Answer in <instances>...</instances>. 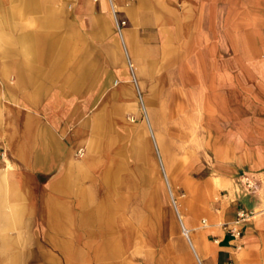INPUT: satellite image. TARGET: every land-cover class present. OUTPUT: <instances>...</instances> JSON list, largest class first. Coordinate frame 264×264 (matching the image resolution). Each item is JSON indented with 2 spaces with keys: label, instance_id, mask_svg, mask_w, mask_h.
<instances>
[{
  "label": "crops",
  "instance_id": "obj_1",
  "mask_svg": "<svg viewBox=\"0 0 264 264\" xmlns=\"http://www.w3.org/2000/svg\"><path fill=\"white\" fill-rule=\"evenodd\" d=\"M0 75L13 77L5 88L12 119L0 137V264H36L17 258L10 236L35 234L43 216L60 235L112 226L121 173L132 188L134 172L147 183L143 173L159 169L144 116L175 90L189 91V107L206 114L235 109L228 121L236 125L245 121V92L252 94L254 130L221 132L215 153L205 118L206 155L220 166L185 181V218L202 264H264V184L244 193L238 183L242 173L264 180V0H0ZM215 77L235 97L213 104ZM246 138L257 141L247 150ZM191 150L164 147L162 164L194 170L181 159ZM101 250L116 256L119 241Z\"/></svg>",
  "mask_w": 264,
  "mask_h": 264
},
{
  "label": "rangeland",
  "instance_id": "obj_2",
  "mask_svg": "<svg viewBox=\"0 0 264 264\" xmlns=\"http://www.w3.org/2000/svg\"><path fill=\"white\" fill-rule=\"evenodd\" d=\"M12 78V76L0 75V137L5 132L3 125L12 119L6 118L7 111L11 107V101L5 92L6 86H12ZM218 79L215 77L214 81L216 80L222 89L218 87L212 92L213 104L220 103L222 96L224 99H229L231 96L235 97V92L229 90L231 86L228 83L220 82ZM222 83L226 86L222 87ZM251 97V93L245 92V121L243 124L236 125L228 121V118L235 116L233 113L235 109L215 107L212 109V114H206V110L201 107H189V101L192 98L189 91L175 90L166 93L165 107L148 108L147 115L144 116L153 149V158L156 160L159 169L143 173L148 176L147 183L141 181V173L134 172L132 188L126 186L128 182L125 181V173H121L122 184L117 192L123 201L121 200L122 203L111 204L112 209H115L117 214L112 226L102 228L100 225L98 230L100 233L93 236L83 235L81 233L83 229L78 226L69 235H60L56 234L55 229L47 227L43 216L37 221L38 227L35 234L10 236V238L14 237L13 239H15L10 241L20 245V251L15 252L17 258L25 261L34 260L36 264H43L49 260H53V264H79L80 261H82L81 264H202L192 248L186 225L185 214L188 206L185 204L187 199L185 181H188L190 177L203 178L207 174L204 171L205 165H212L213 168L220 166L216 162L218 157L206 155L205 147L210 144V142L208 143L210 140H206L205 118L213 121L209 127L212 128L213 139L211 142L215 153L220 148L221 141L217 139V136L221 132H236L238 130L244 131L245 135L248 136V133L254 130L252 115L255 108L248 107L249 104H252ZM260 110L264 115V108ZM206 115H210V117L208 118ZM162 134L165 135V144L161 139ZM253 142L257 141L245 139L246 150L252 146ZM261 142H264V139ZM174 145L192 149L191 151L196 153L195 156L186 155L181 158L182 161H185L184 167H193L194 170L169 171L167 166L162 164V149L164 147L173 149ZM115 146H120V143ZM79 149H82V155L77 156L76 152L75 158L77 159H81L85 155V149ZM0 152H4L1 147ZM195 159L197 161L196 166L194 164ZM238 183L244 193H255L262 188L264 180L255 174L242 173ZM105 194L106 188L97 189L98 199L103 198ZM126 195L128 201L125 203L124 197ZM118 199L119 196L112 197L114 202ZM202 204L201 200L192 206L201 207ZM39 207L40 204H38V209ZM73 209L74 211L78 210L77 207ZM38 215L40 214L38 213ZM143 217L148 224L142 221ZM126 220L131 222L134 228V235L128 238ZM183 228L187 229L188 232L185 233ZM114 239L119 241V254L112 257L100 255L104 241ZM66 242L68 243V251L62 249L61 246ZM28 248H36V250L35 252L27 251ZM78 250L80 251L78 252Z\"/></svg>",
  "mask_w": 264,
  "mask_h": 264
},
{
  "label": "built area",
  "instance_id": "obj_3",
  "mask_svg": "<svg viewBox=\"0 0 264 264\" xmlns=\"http://www.w3.org/2000/svg\"><path fill=\"white\" fill-rule=\"evenodd\" d=\"M124 23H125V21H123V20L119 22L120 25L118 27V31H120V29H121L120 26L123 25ZM76 152H77V156L82 155V149H78ZM232 231H234V230L232 229ZM235 233H236V235H238L237 231ZM227 264H230V262H228Z\"/></svg>",
  "mask_w": 264,
  "mask_h": 264
},
{
  "label": "bare ground",
  "instance_id": "obj_4",
  "mask_svg": "<svg viewBox=\"0 0 264 264\" xmlns=\"http://www.w3.org/2000/svg\"><path fill=\"white\" fill-rule=\"evenodd\" d=\"M185 233H187V231L185 229H183Z\"/></svg>",
  "mask_w": 264,
  "mask_h": 264
}]
</instances>
